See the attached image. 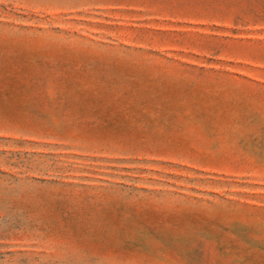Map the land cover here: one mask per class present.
Returning a JSON list of instances; mask_svg holds the SVG:
<instances>
[{"label":"rangeland","instance_id":"rangeland-1","mask_svg":"<svg viewBox=\"0 0 264 264\" xmlns=\"http://www.w3.org/2000/svg\"><path fill=\"white\" fill-rule=\"evenodd\" d=\"M0 264H264V0H0Z\"/></svg>","mask_w":264,"mask_h":264}]
</instances>
